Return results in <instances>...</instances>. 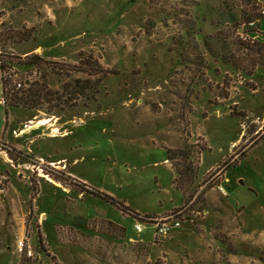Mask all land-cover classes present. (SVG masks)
I'll return each instance as SVG.
<instances>
[{
    "label": "rangeland",
    "instance_id": "rangeland-1",
    "mask_svg": "<svg viewBox=\"0 0 264 264\" xmlns=\"http://www.w3.org/2000/svg\"><path fill=\"white\" fill-rule=\"evenodd\" d=\"M263 5L0 0L5 75L46 92L8 107L6 127L0 96V264H264V65L248 74L208 49L235 50ZM34 54L44 61L23 63ZM89 56L105 73L82 71ZM87 77L96 90L73 92ZM169 148L196 166L182 187Z\"/></svg>",
    "mask_w": 264,
    "mask_h": 264
},
{
    "label": "trees",
    "instance_id": "trees-1",
    "mask_svg": "<svg viewBox=\"0 0 264 264\" xmlns=\"http://www.w3.org/2000/svg\"><path fill=\"white\" fill-rule=\"evenodd\" d=\"M264 16L261 14L260 10L257 14L252 15L248 20L247 23L249 24L251 21H259L263 20ZM252 27V26H251ZM254 29H251V31L246 32L242 35L241 38L235 39L234 43L237 44V47L235 50L228 48V45L223 44L221 54L215 53V48H213L211 45H208V49L211 55L213 57L221 58V60L225 64H232V66L236 69L246 71L248 74H251L253 71V68L258 65H264V32L262 31V36L254 37L253 35L256 34V32H260L256 27H253ZM28 35H24L22 39L26 40L30 37V31L28 30ZM251 32H254V34H251ZM247 48L249 49L247 52H245L242 56L238 55L236 56V52L239 49ZM254 53H256L257 56H254ZM247 60V64H244V61ZM44 61L43 58H41L39 55L34 54L31 57H29L26 61L23 63L27 64H39V62ZM17 63V62H15ZM19 63V62H18ZM83 72L90 75H96L100 73H105L104 68L101 66V64L98 62V60H94L91 56L86 57L84 60H82ZM13 64V61L8 62L6 59H4L1 56L0 53V71L2 73L1 79H2V88H3V105L5 108V115H6V124L7 125V113H8V107L10 106H25L28 108H34L38 107L39 103L43 100V97H45L46 92H43V88L38 84V82H32L25 90H20V87L16 86V83L13 82L11 75H5L6 70L10 65ZM249 65V68H247ZM74 87L73 92H77L80 95L86 96L87 93H90L92 91L96 90L97 86V80H92L91 78L87 77L84 79L77 78L74 80ZM205 147H202L204 149ZM168 159L172 160L174 167L176 168V171L178 173V176L176 178L177 185L179 187H182L186 181H191L193 178L196 177V166H192V162L189 161V155L188 152H186V149L184 148H169L168 149ZM84 185L82 187V191H87L95 196L102 197L104 199L109 200L112 204L116 205L118 208L120 207L123 211H127L134 217H137L138 219L142 221H151L152 216L149 215H140L136 211L128 208L124 203L115 200L114 198L108 196L107 194H104L100 191H97L93 188H86V183L80 184ZM110 223V222H109ZM114 226V229L120 228V230H124L122 227L118 226L116 223H110ZM115 235V234H114ZM19 264H25V260H22ZM157 264V263H156Z\"/></svg>",
    "mask_w": 264,
    "mask_h": 264
},
{
    "label": "built area",
    "instance_id": "built-area-1",
    "mask_svg": "<svg viewBox=\"0 0 264 264\" xmlns=\"http://www.w3.org/2000/svg\"><path fill=\"white\" fill-rule=\"evenodd\" d=\"M261 14L264 16V5L261 7L260 9ZM257 23V21H251L249 23V25L251 26H255ZM260 32H256V34H254V37H259L262 36V30L258 29ZM264 32V31H263ZM17 86L20 87L21 83H17ZM218 189L220 192H222L223 194H227V190L225 185L223 184H218ZM181 210L177 211L176 213H172L171 215L165 217V218H161L159 223L157 225H159V233L161 235H165L167 234V232L172 228V227H177L181 224ZM136 227L141 230L142 229V224L141 223H137ZM20 245V249L21 246L23 245V242L20 241L19 242Z\"/></svg>",
    "mask_w": 264,
    "mask_h": 264
},
{
    "label": "water",
    "instance_id": "water-1",
    "mask_svg": "<svg viewBox=\"0 0 264 264\" xmlns=\"http://www.w3.org/2000/svg\"><path fill=\"white\" fill-rule=\"evenodd\" d=\"M2 92H3L2 82H1V80H0V96L2 95Z\"/></svg>",
    "mask_w": 264,
    "mask_h": 264
},
{
    "label": "bare ground",
    "instance_id": "bare-ground-1",
    "mask_svg": "<svg viewBox=\"0 0 264 264\" xmlns=\"http://www.w3.org/2000/svg\"><path fill=\"white\" fill-rule=\"evenodd\" d=\"M47 122V120H44V121H42V124H45Z\"/></svg>",
    "mask_w": 264,
    "mask_h": 264
},
{
    "label": "crops",
    "instance_id": "crops-1",
    "mask_svg": "<svg viewBox=\"0 0 264 264\" xmlns=\"http://www.w3.org/2000/svg\"><path fill=\"white\" fill-rule=\"evenodd\" d=\"M3 104V103H2ZM5 124H6V118H5Z\"/></svg>",
    "mask_w": 264,
    "mask_h": 264
}]
</instances>
